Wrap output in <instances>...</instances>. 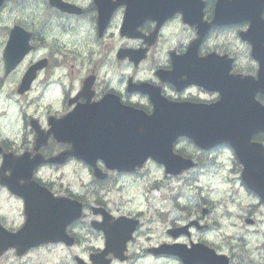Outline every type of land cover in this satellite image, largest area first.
<instances>
[{
    "label": "clouds",
    "instance_id": "clouds-1",
    "mask_svg": "<svg viewBox=\"0 0 264 264\" xmlns=\"http://www.w3.org/2000/svg\"><path fill=\"white\" fill-rule=\"evenodd\" d=\"M109 2L117 6L101 31L98 0H0V175H13L5 167L9 156L15 160L27 154L30 161L39 156L43 162L18 184L32 183L53 199L80 206L79 215L63 229L71 243L47 240L23 252L15 245L3 247L0 264H96L93 257L101 256L105 264H185L179 255L152 251L175 245L187 251L203 247L226 264H264V195L243 179L246 165L231 143L204 147L178 134L170 153L190 166L170 171L166 163L147 155L129 169L110 166L102 157L89 162L74 155L73 143L51 132L50 118L59 122L78 106L99 104L109 96L151 118L156 104L150 93L138 90L145 85L173 105L220 104L219 90L198 83L178 90L158 75L174 72L173 54L186 56L197 41V59L226 60L228 76L260 82L261 61L253 55V43L241 35L250 31L252 20L215 24L221 0H199L202 21L210 25L202 38L182 11L163 22L145 19L136 26V37L121 35L128 5ZM258 19L264 22V6ZM17 29L28 35V50L9 68L6 51ZM122 50L143 55L138 60L127 54L120 58ZM22 61L30 65L26 74L14 71ZM42 61L46 63L36 67ZM31 69L28 86L20 91ZM90 78L89 98L82 92ZM180 79L187 81L188 76ZM130 84L137 90L130 91ZM252 100L264 109V90L255 91ZM39 133L47 139L38 146ZM248 142L264 148V129L254 131ZM105 214L112 223L124 218L135 224L120 255L107 250V232L94 226L105 223ZM28 221L26 198L0 181V231L17 236ZM170 230L186 231L174 237Z\"/></svg>",
    "mask_w": 264,
    "mask_h": 264
},
{
    "label": "water",
    "instance_id": "water-1",
    "mask_svg": "<svg viewBox=\"0 0 264 264\" xmlns=\"http://www.w3.org/2000/svg\"><path fill=\"white\" fill-rule=\"evenodd\" d=\"M149 1L154 5L157 14L161 16L165 14V8L172 12L179 10L187 12L188 9L185 5L194 4L193 0ZM241 4H248V6L244 9ZM262 6H264V0H221L217 8V15L221 17L230 12L235 19H249V16H258V9ZM256 30V25L252 23L249 38L255 43L259 40L258 35L255 34ZM255 53L258 54L257 51ZM162 106H156V113L151 118L135 111L131 115L128 113L117 116L112 126L104 124L106 117L100 109L88 111V118L79 124H69V140L78 144L74 155L89 162H94L97 157H102L110 166L129 169L147 155H153L156 159L166 163L170 171H179L181 168L190 166V162L186 163L171 155L170 144L178 134L190 136L185 131V125L178 121L180 115L191 113L194 115V119L202 115L199 111L200 108L181 105L179 110L175 111V118H172L174 106H165V115ZM82 116L85 117V115ZM174 123L178 124L174 125ZM196 128L198 132L201 131V125L194 122L190 131L197 136H202L196 132ZM196 141L199 143L198 139ZM19 167H24V165H12V170L17 173Z\"/></svg>",
    "mask_w": 264,
    "mask_h": 264
},
{
    "label": "flooded vegetation",
    "instance_id": "flooded-vegetation-1",
    "mask_svg": "<svg viewBox=\"0 0 264 264\" xmlns=\"http://www.w3.org/2000/svg\"><path fill=\"white\" fill-rule=\"evenodd\" d=\"M121 25H122V22L119 25V29H120ZM105 38H107V35H106ZM124 39L125 40H129L128 38H124ZM25 59H27V56L25 57ZM45 63L46 62H44V64ZM29 67H30V65L24 64L23 61H22L17 67L14 68V71L15 70H20L22 73L25 74L26 70H28ZM2 70H3V68L0 67V71H2ZM90 94L92 95L91 92H90ZM93 99L95 100V97ZM17 184H18V182H17ZM13 187L17 188L19 194L23 195L24 197H32V196H34L35 194H38V193L43 194V190L40 189V188H37V189L30 188L29 193H27L25 191V189H23L22 186H20L19 184L18 185H13ZM109 219H111V218L109 217ZM128 233H129L128 224L119 223L117 225V227H116V235H117L116 236L117 237L116 243H117V245L116 246H108L107 250L114 251V252H116L117 255H120L121 251L123 250L124 240L128 238ZM93 259L96 260V264H105V262H103L102 256L101 257H93Z\"/></svg>",
    "mask_w": 264,
    "mask_h": 264
}]
</instances>
